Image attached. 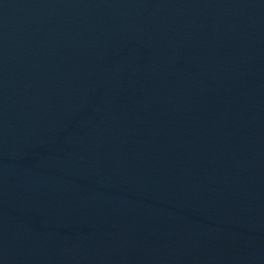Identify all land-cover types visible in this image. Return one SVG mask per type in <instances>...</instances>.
I'll list each match as a JSON object with an SVG mask.
<instances>
[{
    "label": "water",
    "instance_id": "1",
    "mask_svg": "<svg viewBox=\"0 0 264 264\" xmlns=\"http://www.w3.org/2000/svg\"><path fill=\"white\" fill-rule=\"evenodd\" d=\"M0 264H264V0H0Z\"/></svg>",
    "mask_w": 264,
    "mask_h": 264
}]
</instances>
